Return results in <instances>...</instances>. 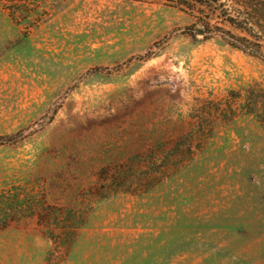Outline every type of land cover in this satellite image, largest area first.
I'll use <instances>...</instances> for the list:
<instances>
[{
  "label": "rangeland",
  "instance_id": "374dc122",
  "mask_svg": "<svg viewBox=\"0 0 264 264\" xmlns=\"http://www.w3.org/2000/svg\"><path fill=\"white\" fill-rule=\"evenodd\" d=\"M204 6L0 0V264H264V59Z\"/></svg>",
  "mask_w": 264,
  "mask_h": 264
},
{
  "label": "trees",
  "instance_id": "16d2710c",
  "mask_svg": "<svg viewBox=\"0 0 264 264\" xmlns=\"http://www.w3.org/2000/svg\"><path fill=\"white\" fill-rule=\"evenodd\" d=\"M195 3H205L204 7L212 13L216 12V8L219 9L225 23L246 32L248 37L254 39V42L244 38L233 40V48L264 59V0H195ZM261 94L259 106L264 111L263 90ZM261 119L264 122V116Z\"/></svg>",
  "mask_w": 264,
  "mask_h": 264
},
{
  "label": "water",
  "instance_id": "95a60500",
  "mask_svg": "<svg viewBox=\"0 0 264 264\" xmlns=\"http://www.w3.org/2000/svg\"><path fill=\"white\" fill-rule=\"evenodd\" d=\"M197 34H198V35H201V33H200V32H198Z\"/></svg>",
  "mask_w": 264,
  "mask_h": 264
}]
</instances>
